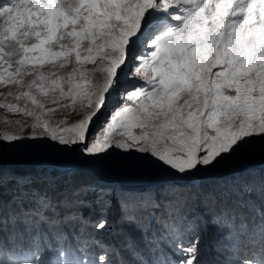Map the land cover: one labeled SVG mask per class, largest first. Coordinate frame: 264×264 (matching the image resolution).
<instances>
[{
	"label": "snow or ice",
	"instance_id": "obj_1",
	"mask_svg": "<svg viewBox=\"0 0 264 264\" xmlns=\"http://www.w3.org/2000/svg\"><path fill=\"white\" fill-rule=\"evenodd\" d=\"M0 89H6L0 91V144L50 140L93 160L122 150L140 167L169 175L215 171L264 144V0H6L0 3ZM110 102V118L94 127ZM86 190L73 195H95L101 218L88 223L106 230L111 193ZM37 203V217L47 221L51 201L41 196ZM132 204L122 202L121 222L141 218ZM252 211L261 219L258 249L255 229L239 215L226 207L217 217L216 235L233 250L232 264H264V211ZM72 220L87 227L81 217H65ZM7 223L0 206V264H53L35 253L11 258L2 236ZM169 229L174 264H217L202 256V245L208 256L215 250L202 231L185 242L178 225ZM87 236L80 259L54 264H129L113 260L117 250L93 233ZM93 246L103 254L93 258ZM132 264L165 262L141 257Z\"/></svg>",
	"mask_w": 264,
	"mask_h": 264
},
{
	"label": "trees",
	"instance_id": "obj_2",
	"mask_svg": "<svg viewBox=\"0 0 264 264\" xmlns=\"http://www.w3.org/2000/svg\"><path fill=\"white\" fill-rule=\"evenodd\" d=\"M11 170H15L14 177L20 178L23 175L35 179L36 181L32 183H34V188L38 190L36 192L42 194L41 196H47L51 203L61 200L57 196L58 193L53 192V185L50 184L51 186H49L44 180L38 179L40 176L39 170H21L20 173L18 169ZM240 173L241 175L236 178L235 182L232 181L230 186H227L229 181L224 179L226 182H223V178H217L202 181L197 184L196 188L191 184H187L186 186L173 185L175 187L173 189L174 193L161 192L162 196H155L153 191H147L148 193H145V195L137 194L136 196L132 192L124 191L125 194L120 196L119 202L120 204L124 200L133 202L132 208L141 218L135 224L129 223L128 226L137 227V231L120 235L115 234L109 237L108 241H101L106 242V248L110 246L117 250V254L112 257L117 262L125 260L129 264H132L133 261L142 257L147 261L155 259L157 261H164L165 264H168V262L174 264L177 255L175 235L170 231L169 225L175 223L179 228L181 226L184 228L180 231L185 238V242L193 238V230L202 231L205 234L206 241L211 238L215 242V250L212 251L210 256L207 255L206 246H201L204 258L214 259L217 264H232V261L236 259L233 250L229 247L224 237L216 235L217 229L215 225L218 215L227 207L239 215L241 219L245 220L249 227L255 229L252 233V238L257 241L256 247L258 249L261 219L256 212L252 211V208L264 211V166L261 168L253 166ZM229 179L231 177L227 180ZM16 183L17 181H8L2 192L4 196L0 198V200L11 201V197L13 195L16 196L15 201H11L15 218L8 221L2 233L6 244L5 252L11 258L17 260L26 258L27 254L33 256L34 253L44 259L53 254L57 256L56 244L62 243V252L65 253L63 257L67 258L69 246L73 243L69 237L63 239V235L69 234L68 226L72 225L74 221H68L67 223L69 224H56L50 218L51 215L48 211L45 213L48 220H40L35 213L36 208L32 197L33 191L20 188L16 189L15 193H13L12 187L17 186ZM170 187L172 188V185ZM184 190H188V193L182 192ZM181 192L185 197H193L198 201L203 217L198 218L197 215L193 217L188 216L189 210L186 209V205L178 202L180 201L179 193ZM225 192L231 194V198L227 201L222 198L217 201L208 199V193L220 194ZM82 196V194H79L78 197L71 196L75 204L79 203L78 206H70L75 212L77 209L83 210L82 212L84 213L87 212L81 202L84 200ZM133 196L135 197L132 198ZM94 201L95 199L91 203H94ZM154 204H159L160 207L155 208ZM209 215L214 216L213 222L208 221ZM149 216H153V218L151 219L150 217L145 220ZM91 230L89 224H87L86 228L81 225L74 228L72 234L77 240L84 243L88 239L87 234L92 233ZM145 230L146 233L142 235ZM93 235L94 239L100 242L102 238L97 234ZM54 238H57L56 242H54ZM95 248L101 251L97 247H91L92 250ZM100 253L103 254L102 251Z\"/></svg>",
	"mask_w": 264,
	"mask_h": 264
},
{
	"label": "rangeland",
	"instance_id": "obj_3",
	"mask_svg": "<svg viewBox=\"0 0 264 264\" xmlns=\"http://www.w3.org/2000/svg\"><path fill=\"white\" fill-rule=\"evenodd\" d=\"M4 2H6V0H0V3ZM136 83L142 84L143 82L136 81ZM0 91H6V89H0ZM114 100L118 105V98H114ZM112 109L113 103L110 102L105 115L101 116L100 120L96 122L94 127L99 126L103 120L110 118ZM4 115V110L0 109V117ZM9 118L16 119L14 116H9ZM0 128H2V126H0ZM109 151L112 150L110 149ZM124 156L125 154L122 150H116L115 155L110 158L93 160L92 158L82 156L78 152L73 153L67 151L64 146H60L56 142L50 140H26L23 142H13L12 144L3 142L0 144V198L4 196L2 192L4 191L3 189L6 187L5 185H7L8 181H17V186L12 187L13 193H15L16 189L20 188L33 191V204H35V208L37 209V201L42 194L36 192L38 190L34 188V183L32 182L36 180L32 179V177L23 175L20 178L14 177L15 170L11 169H18L19 173L21 170H39L40 176L38 179L44 180L49 186L53 185V192L58 193L57 196L61 198L59 202H52V209L48 211L51 215L50 218H52L53 221H62V223L68 222L65 221V217H71L73 215L83 218L85 223L89 224L92 229V233L97 234L102 238L100 239V243L106 248V242L101 240L108 241L109 237L115 234L120 235L123 233L137 231V227L128 226L129 223L121 222V204L119 202V198L125 194L124 191L132 192L135 196L137 194L145 195V193H148L147 191H153L155 196H162L163 194H160L161 192L174 193V186H186L187 184H191L196 188L197 184L202 181L217 178H223V180L225 179L226 181H229L227 186H230L231 182H235L236 178L241 175L240 172L253 166H257L258 168L264 166V144L257 142L247 148L239 157L228 160L217 170L201 173L195 177L169 175L147 170L132 161L125 159ZM28 173L31 174L30 172ZM229 177H231V179L227 180ZM225 180L223 182H226ZM170 185H172V188ZM86 186L104 188L111 193V207L107 213L109 226L106 230L96 231L91 227V224L88 223L89 221L94 223L101 218L99 207L95 203H91L92 200L95 199L94 194L81 193L83 195L82 199H84L81 202L87 212L84 213L82 212L83 210L80 209H77L75 212L70 208V206L79 205V203L75 204V201L71 199L73 193H77L82 189L86 192ZM156 186H158V188ZM187 191L188 190H184L182 192L188 193ZM182 192L179 193L180 201L178 202L186 205V209L189 210L188 216L193 217L194 215H197L198 218L203 217L198 201L193 197H185ZM74 196L78 197V195ZM15 197L16 196L13 195L11 197V201H15ZM3 200L5 199L0 200L3 218L8 221L14 219L15 213L11 207L12 202L10 200ZM150 217L151 219L153 218V216H149L146 217L145 220ZM213 219V215L208 216V221L213 222ZM73 221L74 223L68 226L69 234H64L63 239L69 237L72 243H76L81 246L83 243L77 240L72 233L74 228L80 227L82 224L79 221ZM182 229L184 228L181 226L180 230ZM145 233L146 230L142 233V235ZM56 241L57 238H54V242ZM80 248L81 247H77L75 245L70 246V256L66 259H80L83 255ZM56 249L58 252H61V244H57ZM101 251L98 250L97 252L100 253ZM55 256L56 254H53L47 260L52 261L54 264V262L58 260L57 256Z\"/></svg>",
	"mask_w": 264,
	"mask_h": 264
},
{
	"label": "bare ground",
	"instance_id": "obj_4",
	"mask_svg": "<svg viewBox=\"0 0 264 264\" xmlns=\"http://www.w3.org/2000/svg\"><path fill=\"white\" fill-rule=\"evenodd\" d=\"M104 185H107V184H104ZM156 187L158 188V186H156ZM157 188H156V189H157ZM120 190H121V189H120ZM123 191H124V190H123ZM125 192H126V191H125Z\"/></svg>",
	"mask_w": 264,
	"mask_h": 264
}]
</instances>
